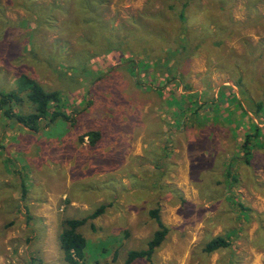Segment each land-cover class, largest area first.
<instances>
[{"label":"rangeland","instance_id":"rangeland-1","mask_svg":"<svg viewBox=\"0 0 264 264\" xmlns=\"http://www.w3.org/2000/svg\"><path fill=\"white\" fill-rule=\"evenodd\" d=\"M67 3L0 0V91L28 74L60 92L71 118L48 140L0 116V264H67L58 241L63 220L88 217L101 205L103 213L78 228L85 264H123L128 251L145 249L156 230L148 216L154 207L169 233L150 260L132 264H264V149L250 168L238 163L230 189L223 181L247 119L264 129V0L196 3L186 24L190 56L170 41H183L177 28L156 29L144 19L163 52L180 55L179 66L163 55L140 74L132 64L141 58L83 55L89 47L78 39L89 33L64 22ZM161 6L112 0L102 18L132 28ZM251 103H262V113L253 115ZM182 104L198 114L180 118ZM90 130L102 133L94 147L79 141ZM231 198L252 217L241 216ZM219 235L230 237V247L203 252Z\"/></svg>","mask_w":264,"mask_h":264},{"label":"trees","instance_id":"trees-1","mask_svg":"<svg viewBox=\"0 0 264 264\" xmlns=\"http://www.w3.org/2000/svg\"><path fill=\"white\" fill-rule=\"evenodd\" d=\"M199 1L200 0H147V5H152L154 2L160 3L162 5L161 9L153 16L141 17L139 20L131 21L130 25L132 28H128L125 24H121L117 27L113 25L109 26L102 18V13L108 9L112 0H69V3L66 4L69 7L66 14L67 20L64 22L67 24L66 21H68L69 26L72 25L74 29L82 30L84 35L85 32L89 33L87 37L81 36L78 39L79 43L81 42V44H85L89 47L82 51L83 55L89 58L103 57L104 59L112 57L113 59H125L129 54L135 58H141L138 62L132 64L133 70L137 67L139 70L138 73L140 74L142 69L147 70L148 65L152 63V61L162 59L163 55L165 59L167 58L166 60L173 59L174 66H179L180 54H176L178 49H183V51H186V54L190 56L192 39L190 40L189 36L192 33L190 30H186V24L188 20H190V15H188L189 10L194 8ZM63 7L64 8L60 11L64 16L65 5ZM71 7H73V10ZM220 9L221 11L225 10L223 4H221ZM39 13L40 12L37 11V15L40 16ZM146 18H148L151 23L153 22L154 28L156 29L162 24L177 28L179 32L175 33H178L177 35L179 36H184L182 42L185 43V45H183L181 41H173V39H170L176 51L172 50L170 47L169 52H163V41L160 40L161 38L159 39L160 36L146 30L147 26L141 25ZM161 33H164V30H161ZM206 34L209 36L210 33ZM221 34L222 33H220L219 36ZM221 42V40H217L216 44H221ZM33 43L34 42L31 44ZM176 45L178 46L176 47ZM35 50L34 47H31L32 53ZM127 61H129V59ZM49 65L52 66V63H49ZM133 76L136 78V87L142 89L144 85H142L141 80H138V76L134 73ZM168 82L170 81L168 80ZM241 84L242 79L238 78L237 85ZM171 99L172 98H170V100ZM262 105V103H251L250 108L253 109L252 114L259 115V113H262ZM24 109H31V112H24ZM65 109V103L59 91L45 90L38 81L25 73H20L17 76L12 89L6 92L0 91L1 118L12 122L14 125H18L22 129L28 130V134L39 133L38 136L43 139L49 137V140L56 136L54 128L57 125L62 126L61 130H65L66 126L68 127L71 118L69 114L64 111ZM179 111L181 113H178L180 118L185 113H189L191 119L194 115L198 114V111L191 104L188 106L182 104ZM243 114L247 115V111H244ZM230 115H233L232 112H226V117ZM196 120L199 121V119ZM200 123L203 124V121ZM242 131V139L237 147V152L235 153V150H233L229 165L224 171V185H227L229 189L239 181L235 170L238 163L244 165L246 168H250L255 158V151L264 149V129L260 127L259 124L254 123L253 120L248 118ZM235 133L238 134L237 131ZM101 135L102 133L98 130H90L82 135L79 141L82 142L84 138H87L89 140L88 145L94 147L99 143ZM21 186V198H24V185ZM230 203L232 206L239 208L241 216L247 219L252 217L253 210L250 207L242 206L237 199L233 198L230 199ZM104 209L105 207L101 205L88 217L63 220L58 241L63 259L67 264H85L84 251L86 242L84 237L78 232V228L87 220L100 216ZM148 216L156 224V230L146 243L145 249L130 250L127 252L123 264H132L138 259L150 260L152 254L160 248L165 241L169 229L160 219L159 208L154 207L150 209L148 211ZM229 247L230 237L219 235L211 238L203 245V252L212 254L220 250L228 249Z\"/></svg>","mask_w":264,"mask_h":264},{"label":"crops","instance_id":"crops-1","mask_svg":"<svg viewBox=\"0 0 264 264\" xmlns=\"http://www.w3.org/2000/svg\"><path fill=\"white\" fill-rule=\"evenodd\" d=\"M38 264H40V262H38Z\"/></svg>","mask_w":264,"mask_h":264}]
</instances>
